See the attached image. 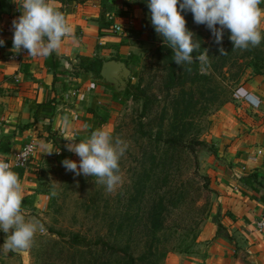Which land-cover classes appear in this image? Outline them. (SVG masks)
Wrapping results in <instances>:
<instances>
[{"label": "rangeland", "instance_id": "374dc122", "mask_svg": "<svg viewBox=\"0 0 264 264\" xmlns=\"http://www.w3.org/2000/svg\"><path fill=\"white\" fill-rule=\"evenodd\" d=\"M98 3L106 14L126 12L120 19L124 31L116 36L118 42L132 45L131 54L138 56L136 63L131 54L125 58L131 70L128 81L145 94L147 104L143 98L120 99L114 84L72 65L66 76L68 89L82 87L83 92L67 94L83 100L72 129L78 134L67 135L77 137L78 143L91 134L84 118L90 114L89 106H100L108 120L96 129H109L128 145L119 162L123 182L109 193L105 185L95 183V177L66 170L57 157L61 152H66L64 159L79 161L80 157L67 150L68 141L59 131L53 133L50 123L43 124L34 137L30 178L21 182L31 179L24 187L22 209L27 218L38 219L44 231L37 232L29 249L10 252L13 263L9 264H104L122 256L103 251L104 242L125 248L135 257L145 255L137 264H167L175 253L203 260L215 243L236 250L232 257L237 259L240 241L222 222L218 200L221 166L227 159L226 151L220 155L224 151L220 149L227 144L224 134L230 131L229 136H234L244 129L239 114H248L235 102L240 100L234 95L236 88L244 78L264 75V70L259 74L253 67L245 68L253 55L243 58V53L233 50L227 29L222 42L216 43L211 30L195 23L190 11L184 12L186 26L196 34L201 48L194 51L193 63L178 65L173 49L151 23L147 0ZM221 47L226 54L220 55ZM206 49L210 63L201 65L195 57ZM172 137L203 144L195 146L194 155L187 147L175 148L169 142ZM41 142L59 152L44 154ZM157 217L162 220L158 228L154 226Z\"/></svg>", "mask_w": 264, "mask_h": 264}, {"label": "crops", "instance_id": "0c3cea01", "mask_svg": "<svg viewBox=\"0 0 264 264\" xmlns=\"http://www.w3.org/2000/svg\"><path fill=\"white\" fill-rule=\"evenodd\" d=\"M51 2L56 9L61 8L58 0ZM260 7L264 9V3ZM101 9L98 0H95L93 4L80 5L75 13L64 14L72 28V34L63 38L59 56H63L60 69L65 75L56 81L53 89L54 76L45 64L47 57L33 58L26 53L20 60L10 59V54L18 53L12 50V21L22 13L14 0H0V39L4 41L0 45V140L7 137L12 140L10 153L0 152V158L11 165L13 154L26 142L34 141L35 133L43 124H49L43 120L33 123L34 110L30 105L33 100L40 102L56 96L57 109L50 123L53 133L59 131L63 117L67 116L72 127L66 134H78L72 132V129L78 122L77 107L82 104L83 99L81 96L74 100L75 97L69 96L67 91L77 94L83 91L82 87L68 89L70 84L66 76L68 67L78 66L79 55L123 60L131 54L132 45L118 42L120 38L116 35L101 34L100 27L104 24L100 19ZM117 18L120 20L125 17ZM65 82L67 90L64 92ZM240 86L252 93L259 105L254 107L244 99L235 101L241 105L240 111L245 109L248 114H239L241 118L238 120L244 127L242 131L237 130L234 136H229V131L222 137L227 144H222L220 150L224 151L220 155H224L226 151L227 159H223V173L217 185L221 194L218 200L223 212L222 222L240 241L237 243L238 257H232L236 250L232 251L228 245L224 247L215 243L207 249L209 254L203 260L175 253V258L167 264H264V232L257 228V222L264 214V203L254 197L264 194V189L260 192L255 190L258 181L254 178L245 180L249 174H257L258 180L264 184V75L244 78ZM84 97L86 94H83ZM29 180L24 182L25 185L22 182L24 187L30 185ZM24 195H27L25 189ZM6 236L0 230V246L5 242ZM222 240V243L227 244ZM11 256V253L7 257L0 253V264L13 263L9 258Z\"/></svg>", "mask_w": 264, "mask_h": 264}, {"label": "clouds", "instance_id": "9594fccd", "mask_svg": "<svg viewBox=\"0 0 264 264\" xmlns=\"http://www.w3.org/2000/svg\"><path fill=\"white\" fill-rule=\"evenodd\" d=\"M14 2L22 14L12 21V50H27V56L33 58H46L54 52L59 55L63 38L72 34L65 15L54 7L51 0ZM262 3L264 0H147L155 31L173 49V60L182 66L193 63L194 51L201 48L196 34L186 26L185 11L193 14L195 23L205 24L211 30L216 43L222 42L227 29L234 44L233 50H247L259 46L264 39ZM3 43L0 39V45ZM226 53L227 50L221 47L220 55ZM195 59L201 65L209 64L208 50ZM71 127L69 117L64 116L60 136L68 141L67 150L74 152L80 160L66 158L63 166L77 176L95 177V183L105 185L109 193L115 191L123 182L119 162L128 148L127 143L114 138L112 132L103 127L77 143V137L66 134ZM40 148L47 155L59 152L50 143L41 142ZM23 199L24 186L20 177L10 163L0 158V230L8 234L0 246V253L29 249L37 232L44 231L38 219L26 217L22 209Z\"/></svg>", "mask_w": 264, "mask_h": 264}, {"label": "trees", "instance_id": "16d2710c", "mask_svg": "<svg viewBox=\"0 0 264 264\" xmlns=\"http://www.w3.org/2000/svg\"><path fill=\"white\" fill-rule=\"evenodd\" d=\"M58 1L61 3V8L59 9V11H61L63 14H70V13L77 12L78 7L80 5H89V4L95 3V0H58ZM110 13L111 12H109L108 14H110ZM112 14H114L116 17H126V12H124V10H117V12H112ZM100 19L102 21H104L103 26H107L110 24V21L108 20V17L106 14L105 7H102V9H101ZM101 34H103V33L101 32ZM262 35H264V33H262ZM229 44H231L232 47L234 48V44L231 40H229L228 45ZM263 49H264V39H262L261 44L257 47H250L247 50H240V49H236V50L238 52L243 53L241 55V57H243V58L247 54L253 55V58L250 61L246 62L245 68L246 67H253L259 74H262L263 70H264L263 69L264 68V50ZM62 58H63V56H59V55L53 53L51 56L47 57L46 62H45L47 68L53 72V76H54L53 83H52L53 89H54V86L56 84V81H58L59 78H61L65 75V72L60 69ZM78 58H79V63H78L77 67L80 70H82V72L97 73L100 77H102L100 72H101L103 62L105 60H109V59H105V58H101V57H90V56H85V55H79ZM130 58L132 59L133 63H136V59H138V56L131 54ZM114 59H118V58L114 57ZM124 61L127 64V61L125 59H124ZM64 85L65 86L63 87V91L65 92L67 90L66 82ZM41 86H43V84H41ZM114 94L116 96H119L120 99H123V100L128 99L129 97H134L137 99L143 98L145 106L147 104L145 94L138 91L137 89H135L134 85H132V83L130 81H128L127 86L123 92H119L114 88ZM30 103H31L30 104L31 108L34 110L33 123H37L40 120L48 121L49 123L52 122L53 116H54L55 111L57 109V103H58L56 96L44 99L40 102L33 100ZM89 107H91V108H88V113H90V116H88L87 118H84V119H85V122L87 123V126L89 124V126H88L89 131L92 132L96 129V127H100L107 122L108 114L102 113L100 110L101 109L100 106L94 107L91 105ZM90 135L91 134H88L86 137H84V139L88 138ZM169 142H171V144H174L175 148L176 147H180V148L181 147H187V148H189V152H191L194 155H196L195 146L203 144V142L201 140H192L190 142H185V141L180 140L177 137L170 138ZM11 148H12V140L10 137L3 138L0 140V152L1 153H10ZM65 155H66V152H61L57 156L58 160L60 162H63ZM179 155L181 156V154H179ZM31 163H33V162H31ZM12 166H13V170L20 177L21 181H23L25 178L29 177L27 175L30 174L33 170V168L30 167V165H28L27 167L18 166V165H12ZM248 178H254V179H256V181H258L257 186L255 187L256 191L260 192L261 189H264V184L262 181L258 180L257 174H249L248 176H246L245 180H247ZM254 197H256L259 201H262L264 203V194H262L261 196H254ZM161 224H162V220H160L157 217L154 220V226L156 228H158ZM220 225L221 224H219V226ZM76 236H78V234H76ZM76 236H75V238L77 239ZM100 243H102V241ZM103 245L106 246V247L102 246L103 251L105 249V252L108 251L111 254H121L122 255L120 258H118L114 261L108 260L110 262H105L104 264H137V262H139L140 259L146 257L145 255L135 257L134 254H132V252L126 250L125 248H120V247H117L115 245H110L107 242H104Z\"/></svg>", "mask_w": 264, "mask_h": 264}, {"label": "built area", "instance_id": "2783aa9c", "mask_svg": "<svg viewBox=\"0 0 264 264\" xmlns=\"http://www.w3.org/2000/svg\"><path fill=\"white\" fill-rule=\"evenodd\" d=\"M108 20L110 21V24L107 26L101 27L102 35H116L123 33V25L122 21H120L114 14L108 15ZM27 53V50H22L18 52L17 54L12 53L10 54V59L13 60H20L25 54ZM235 97L238 99H244L254 107H258L259 102L256 101V97L252 95L247 89H244V87L239 86L235 90ZM36 145L34 141L26 142L18 151H16L13 154L12 157V163L13 165L18 166H24L27 167L33 160V157L35 155ZM257 228L258 230L264 232V214L257 222Z\"/></svg>", "mask_w": 264, "mask_h": 264}, {"label": "water", "instance_id": "95a60500", "mask_svg": "<svg viewBox=\"0 0 264 264\" xmlns=\"http://www.w3.org/2000/svg\"><path fill=\"white\" fill-rule=\"evenodd\" d=\"M100 73L116 90H121L126 88L131 70L125 61L109 59L103 62Z\"/></svg>", "mask_w": 264, "mask_h": 264}]
</instances>
